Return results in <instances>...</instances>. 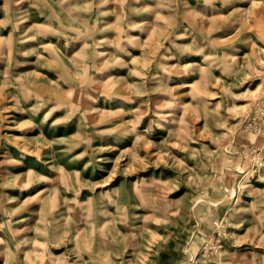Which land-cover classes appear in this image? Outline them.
<instances>
[{"label":"rangeland","instance_id":"obj_1","mask_svg":"<svg viewBox=\"0 0 264 264\" xmlns=\"http://www.w3.org/2000/svg\"><path fill=\"white\" fill-rule=\"evenodd\" d=\"M0 264H264V0H0Z\"/></svg>","mask_w":264,"mask_h":264},{"label":"bare ground","instance_id":"obj_2","mask_svg":"<svg viewBox=\"0 0 264 264\" xmlns=\"http://www.w3.org/2000/svg\"><path fill=\"white\" fill-rule=\"evenodd\" d=\"M189 84H185L184 86H188Z\"/></svg>","mask_w":264,"mask_h":264}]
</instances>
